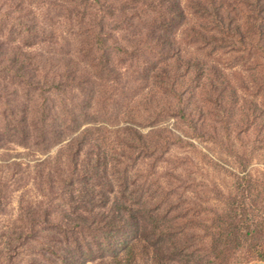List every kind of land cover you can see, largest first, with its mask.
Masks as SVG:
<instances>
[{"label": "rangeland", "instance_id": "rangeland-1", "mask_svg": "<svg viewBox=\"0 0 264 264\" xmlns=\"http://www.w3.org/2000/svg\"><path fill=\"white\" fill-rule=\"evenodd\" d=\"M157 1L0 0V264L50 256L49 246H59L57 229L36 224L27 231L21 202L55 216L62 204L63 221L70 197L63 180L76 174L75 163L83 173L98 158L109 163L110 175L127 174L130 192L144 193L149 206L186 227L188 238L206 250L202 228L225 209L239 173L225 135L201 132L221 127L222 103L212 101L222 94L233 127L245 131L231 139L250 161L264 208V148L255 141L264 115V0H203L206 10L198 0L183 1L187 18L176 45L205 66L203 78L192 80L194 89L199 86L192 125L168 82L153 73L162 63L147 39ZM220 4L227 28L245 26V42L216 33ZM213 81L217 86L201 94V84ZM11 230L16 248L3 252ZM140 256L137 264H151L150 252Z\"/></svg>", "mask_w": 264, "mask_h": 264}, {"label": "trees", "instance_id": "trees-1", "mask_svg": "<svg viewBox=\"0 0 264 264\" xmlns=\"http://www.w3.org/2000/svg\"><path fill=\"white\" fill-rule=\"evenodd\" d=\"M183 1H157L155 27L149 31L147 39L149 43L151 41L156 57L162 60L161 64L153 66L155 78H165L169 92L178 101L177 107L182 118L192 125L194 119L190 106L192 100L197 98L199 88H193L192 80L203 78L205 66L201 60L184 56L183 51L176 45L177 29L187 18ZM198 1L199 6L206 10L203 0ZM224 7L220 4L219 10L213 16L216 33L235 36L239 41L245 42L243 24L235 23L227 28L225 18L228 14L223 13ZM258 18L254 17L251 31L257 27ZM210 86L215 88L217 85L214 81L207 85L201 84V94H207L206 89ZM209 91L211 92L210 89ZM222 95L212 101L216 106L220 101L222 103L218 122L222 124L221 127H214L212 132L205 129L201 132L211 136H219L220 133L225 135L228 141L227 151L232 152L228 155L234 159V167L239 173L235 176L234 193L226 200L225 209L216 213L212 222L202 228L209 237V247L206 250L202 251L188 238L186 227H175L159 208L149 206L144 200V193H137L135 190L130 192L129 186L133 183L131 184L127 174L122 178L110 175L109 163L102 164L106 159L102 162V158H98L90 159L84 166L83 173L79 171V164L75 163L76 174L63 180V187H67V193L70 194L69 201L66 202L69 213L65 212L63 221L62 204L61 216H55L49 208L40 212L36 208L25 207V202H21L20 215L26 218L27 231L32 233L35 225L40 224L39 226H50L52 230L57 229L56 234L59 237L53 236L54 243L57 241L59 246L56 249L55 246H49L50 256L44 257V262L33 259L31 263L88 264L100 260L109 261L111 264H137L143 252L151 253V264L264 263V208L259 206L263 205L261 193L255 192L256 185L245 151L236 150L232 142L231 136L236 134L235 131L238 140L245 131L240 132L233 127V114L227 111L225 106L228 103ZM258 118L256 116L255 120ZM255 132V141L262 143L260 148H264V115L261 116ZM57 184L62 189V177ZM122 186H125L124 190L119 189ZM59 198L62 201V194ZM16 234L14 230L7 233L3 252L16 248ZM24 234L25 231L22 230L18 236L21 238Z\"/></svg>", "mask_w": 264, "mask_h": 264}]
</instances>
